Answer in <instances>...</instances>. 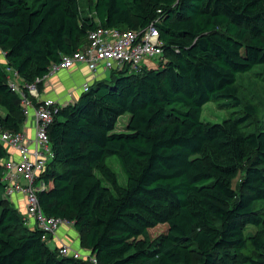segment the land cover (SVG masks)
<instances>
[{
	"label": "trees",
	"instance_id": "obj_1",
	"mask_svg": "<svg viewBox=\"0 0 264 264\" xmlns=\"http://www.w3.org/2000/svg\"><path fill=\"white\" fill-rule=\"evenodd\" d=\"M93 14L83 15L79 0H0V48L25 84L99 25L157 21L164 41L163 66L113 70L59 107L39 193L44 213L72 221L100 264H264V131L245 130L257 107L222 122L202 118L210 101L240 105L239 75L264 65V0H96ZM25 119L0 61V124L18 132ZM6 156L0 143V264H72L2 196ZM249 225L261 229L246 235Z\"/></svg>",
	"mask_w": 264,
	"mask_h": 264
},
{
	"label": "built area",
	"instance_id": "obj_2",
	"mask_svg": "<svg viewBox=\"0 0 264 264\" xmlns=\"http://www.w3.org/2000/svg\"><path fill=\"white\" fill-rule=\"evenodd\" d=\"M147 60L157 63V67L151 68H158L167 62L157 21L137 29L99 25L89 32L85 46L70 54H63L43 78L33 83L25 84L18 72L6 63L8 82L12 90L20 95L26 119L18 132L6 130L0 124V143L7 150V156L2 161L3 197L17 209L25 226L40 230L42 239L57 247L62 257L75 260L72 264L100 262L91 249L83 247L81 242L57 241L61 227L70 229L73 222L48 216L41 207L39 193L45 187L43 176L55 155L49 127L59 107L74 103L95 81L109 77L113 70L118 69L141 73L145 68H150ZM63 72L68 73L69 78L80 77L82 80L74 82L65 94L38 100V85ZM19 77L21 80H18ZM53 240L56 241L55 245L51 244Z\"/></svg>",
	"mask_w": 264,
	"mask_h": 264
},
{
	"label": "rangeland",
	"instance_id": "obj_3",
	"mask_svg": "<svg viewBox=\"0 0 264 264\" xmlns=\"http://www.w3.org/2000/svg\"><path fill=\"white\" fill-rule=\"evenodd\" d=\"M81 11L83 15L94 16V5L96 0H79ZM0 61L6 66V53L0 48ZM148 66L157 67V63H153L149 60L146 61ZM80 77H77L76 81H81ZM238 90L240 105L235 106H223L219 102L210 101L204 105L202 118L209 122H222L224 119L230 117L232 114L236 116L247 115L248 105H255L258 110V114L248 119L245 124V130L247 132H260L264 131V65L258 64L254 66L250 71L241 73L238 77ZM42 90V87H41ZM79 97V96H78ZM77 97V99H78ZM129 114L126 113L120 117L118 122V128L116 132L122 131L126 123L128 122ZM108 165L117 174V177L121 184L126 185L127 176L124 173L120 161L117 156H112L107 160ZM245 167L240 171L238 176L234 179L235 189H239L241 178L245 174ZM4 193L2 194V196ZM257 208L263 209L264 203H259ZM261 229L260 226L249 225L246 228V235H253Z\"/></svg>",
	"mask_w": 264,
	"mask_h": 264
},
{
	"label": "crops",
	"instance_id": "obj_4",
	"mask_svg": "<svg viewBox=\"0 0 264 264\" xmlns=\"http://www.w3.org/2000/svg\"><path fill=\"white\" fill-rule=\"evenodd\" d=\"M68 73H60V75H57L53 78H50L46 80L42 84V90L40 91V95L38 96V100H42L46 97H52L56 96L58 94H65L68 92L70 88H72V85H74V82H76V79H73L72 77L69 78ZM18 80H21L20 77ZM77 231H75L74 227L68 229V227H61L57 241L61 240L63 242H74V244L79 243V237H78ZM56 241L53 240L51 244L55 245Z\"/></svg>",
	"mask_w": 264,
	"mask_h": 264
}]
</instances>
